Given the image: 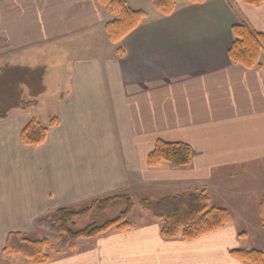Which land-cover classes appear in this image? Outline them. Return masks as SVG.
I'll list each match as a JSON object with an SVG mask.
<instances>
[{
    "label": "crops",
    "instance_id": "crops-1",
    "mask_svg": "<svg viewBox=\"0 0 264 264\" xmlns=\"http://www.w3.org/2000/svg\"><path fill=\"white\" fill-rule=\"evenodd\" d=\"M124 1L143 10V0ZM147 10L114 45L105 26L115 17L96 0H0V70L45 68L43 106L13 109L0 122V257L9 234L31 233L45 213L131 195L135 185L151 200L172 190L206 193L230 212L245 213L251 201L261 220L264 54L261 68L247 70L229 49L236 25L264 35V3L177 0L170 16ZM30 94L25 88L23 97ZM52 117L60 125L46 143L23 146V126L32 119L48 125ZM158 140L189 145L191 165L150 169ZM154 188L166 194L150 197ZM132 222L127 232L110 231L46 264H245L230 252L251 250L233 217L192 241L165 240L148 216ZM4 264L32 263L14 256Z\"/></svg>",
    "mask_w": 264,
    "mask_h": 264
},
{
    "label": "trees",
    "instance_id": "trees-1",
    "mask_svg": "<svg viewBox=\"0 0 264 264\" xmlns=\"http://www.w3.org/2000/svg\"><path fill=\"white\" fill-rule=\"evenodd\" d=\"M176 1L151 0V3L161 15L167 17L175 11ZM187 1L191 4H202L206 0ZM96 2L115 17L105 26L108 40L114 45H120L147 17L145 11L131 9L124 0H96ZM246 2L258 7L264 3V0H246ZM232 31L234 41L229 49L230 60L247 70L261 68L264 35L251 31L245 24L234 26ZM118 53L122 56L123 49L119 47ZM44 76V67L36 69L9 67L0 70V108L2 105L21 110L36 107L38 104L36 99L44 93ZM25 88L31 92V99L28 101L23 98ZM10 111L12 110L0 113V122L8 118ZM59 125L58 118H51L48 126H43L34 120L29 122L21 133L22 144L31 148L44 145L50 129ZM192 159V149L189 145L158 140L148 156L147 166L155 169L162 164H168L172 168L180 169L190 166ZM117 202H122L124 209L115 219L104 223L93 222L84 228H77L79 219L93 213L103 214ZM137 205L150 219L161 224V236L165 240L192 241L220 231L231 222L230 211L214 206L206 193H191L169 195L159 200L144 198L137 204L129 195L109 196L93 201L81 211L59 209L51 217L37 222V226L46 227L62 236L56 254L65 251L74 252L79 240L96 239L112 230L129 231L132 228L129 218ZM259 213L264 228V195L260 201ZM48 248L54 249L46 240H31L20 233H11L7 238L3 254L6 257H22L32 264H46L53 259V255L46 251ZM230 254L245 264H264V253L260 250L236 249Z\"/></svg>",
    "mask_w": 264,
    "mask_h": 264
},
{
    "label": "rangeland",
    "instance_id": "rangeland-1",
    "mask_svg": "<svg viewBox=\"0 0 264 264\" xmlns=\"http://www.w3.org/2000/svg\"><path fill=\"white\" fill-rule=\"evenodd\" d=\"M143 2H144V4H143V6H141L143 11L146 12V10L149 9L150 7L154 8V6L151 3V0H143ZM57 79L60 80V78H57ZM44 93H45V89H44ZM41 95H39L38 97H40ZM30 99L24 98V100H26V101H28ZM36 100L38 102L37 106H41L42 107L44 102L41 103V101H44L45 99L42 100V99L37 98ZM11 108L12 107H10L8 105H2V107L0 108V113L3 112V111H7V110H13ZM8 118H9V116H8ZM52 118H58V117H52ZM33 120L37 121L35 119H32V120L28 121L23 126L22 130L24 129V127L29 122H31ZM37 122H39V121H37ZM48 125H43V126H48ZM21 133H22V131H21ZM47 137H48V135H47ZM20 138H21V136H20ZM42 146L37 147V148H41ZM27 148H31V147H27ZM158 190H160V189L154 188V191L152 193H150V197L151 196L156 197L159 194L160 195L161 194H166V193H159ZM177 192L178 191L172 190V191H169L167 193H168V195H170V194L171 195H180ZM143 193H145V194H143ZM143 193H142V189L140 188V186H136L135 185L133 194H131V195H129V194H118V195H129L137 204L141 199H144L143 197H147V196H145L146 192H143ZM111 196H114V195H111ZM164 196L165 195H163L162 197H164ZM107 197H109V196L101 197L100 199H104V198H107ZM91 203H89L88 205H90ZM88 205L86 207H88ZM232 205L233 206L236 205L239 208V206H244V202L240 201V202L232 203ZM246 207H249V208H248L247 211H245V213H244V209L241 210L239 213H238L237 210H240V209L236 210V208H235V210H231V212H230L231 213V218L233 217V220H235V224L237 225V227L239 229L241 228V231L247 233L248 239L246 240V244L245 245H248V247H250L251 250L252 249H256V250H260V251H262L264 253V228H263V226L261 224V220L258 219V217H257V215L255 213L254 203H251V201H249V203H248V205ZM123 209H124V204L122 202H117V203L113 204L112 207L109 208L107 211H105L103 214L93 213V214H91V215H89L87 217L79 219L78 222H77V228L78 229L84 228L85 226H87L88 224L93 223V222L104 223V222H106L108 220L115 219L119 215V213L123 211ZM81 210L82 209H80L78 211H81ZM75 211H77V210H75ZM55 212L56 211L45 213L44 215L40 216L35 221V223H34L35 227L33 229L34 231L32 230L31 233H24V234L20 233V234H22L27 239L37 240V241H41V240L48 241L49 245L52 246L54 249L51 250L50 248H48L46 251L49 254L53 255V259H57V258H60L62 256H66V255L76 254L77 252L83 251L84 249H88L90 247L91 243L93 242L92 241L93 239L92 240H79L78 247H77L76 251H74V252L65 251V252H62V254H56V250H58V247H59V245H60V243L62 241V236L60 234H57L55 232L50 231L46 227L37 226V222H39L40 220H44V219H47V218L51 217L52 215H54ZM133 212H134L133 218L138 219V218H141V217H144V216H145V218L147 217V215L140 209V207L138 205L135 207ZM242 213L245 215V217L247 216V218H248V222L249 223L247 225L243 223V220L241 221L240 214H242ZM133 218H129V222H132ZM132 223L135 224V222H132ZM157 223H159V222H157ZM242 245H244V244H242ZM2 257H0V264H4L5 260H9L10 258H13V257H6L4 254L2 255Z\"/></svg>",
    "mask_w": 264,
    "mask_h": 264
}]
</instances>
